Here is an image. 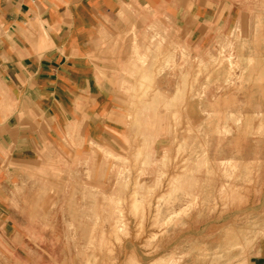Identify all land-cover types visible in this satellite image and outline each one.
Returning <instances> with one entry per match:
<instances>
[{
    "label": "rangeland",
    "instance_id": "obj_1",
    "mask_svg": "<svg viewBox=\"0 0 264 264\" xmlns=\"http://www.w3.org/2000/svg\"><path fill=\"white\" fill-rule=\"evenodd\" d=\"M189 9L114 19L111 110L12 163L0 264L260 263L264 0Z\"/></svg>",
    "mask_w": 264,
    "mask_h": 264
},
{
    "label": "crops",
    "instance_id": "obj_2",
    "mask_svg": "<svg viewBox=\"0 0 264 264\" xmlns=\"http://www.w3.org/2000/svg\"><path fill=\"white\" fill-rule=\"evenodd\" d=\"M189 2L0 0V237L8 223L13 164L39 158L69 123L94 121L111 110L113 75L105 49L112 45L114 19L129 9L187 16ZM260 249L257 259L264 264V243Z\"/></svg>",
    "mask_w": 264,
    "mask_h": 264
},
{
    "label": "bare ground",
    "instance_id": "obj_3",
    "mask_svg": "<svg viewBox=\"0 0 264 264\" xmlns=\"http://www.w3.org/2000/svg\"><path fill=\"white\" fill-rule=\"evenodd\" d=\"M233 89V88H232ZM237 100V99H236ZM217 102V101H216ZM239 144H240V142H239Z\"/></svg>",
    "mask_w": 264,
    "mask_h": 264
}]
</instances>
